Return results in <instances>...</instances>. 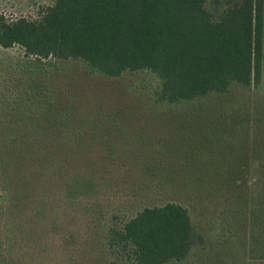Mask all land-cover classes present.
Here are the masks:
<instances>
[{
    "label": "rangeland",
    "instance_id": "374dc122",
    "mask_svg": "<svg viewBox=\"0 0 264 264\" xmlns=\"http://www.w3.org/2000/svg\"><path fill=\"white\" fill-rule=\"evenodd\" d=\"M53 3L0 0V14ZM160 85L0 46V264H127L110 227L168 202L194 225L168 264H264V83L178 104Z\"/></svg>",
    "mask_w": 264,
    "mask_h": 264
},
{
    "label": "trees",
    "instance_id": "16d2710c",
    "mask_svg": "<svg viewBox=\"0 0 264 264\" xmlns=\"http://www.w3.org/2000/svg\"><path fill=\"white\" fill-rule=\"evenodd\" d=\"M263 37L264 0H54L38 19L0 14V46L108 77L150 70L166 104L260 85ZM107 244L127 264L181 260L194 245L191 213L177 202L146 207L112 225Z\"/></svg>",
    "mask_w": 264,
    "mask_h": 264
},
{
    "label": "crops",
    "instance_id": "0c3cea01",
    "mask_svg": "<svg viewBox=\"0 0 264 264\" xmlns=\"http://www.w3.org/2000/svg\"><path fill=\"white\" fill-rule=\"evenodd\" d=\"M264 83V37H263V71H262V84Z\"/></svg>",
    "mask_w": 264,
    "mask_h": 264
}]
</instances>
